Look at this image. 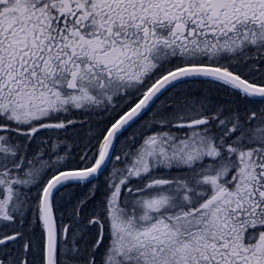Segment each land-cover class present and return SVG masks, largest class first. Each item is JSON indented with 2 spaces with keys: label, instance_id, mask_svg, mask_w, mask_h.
Masks as SVG:
<instances>
[{
  "label": "snow or ice",
  "instance_id": "1",
  "mask_svg": "<svg viewBox=\"0 0 264 264\" xmlns=\"http://www.w3.org/2000/svg\"><path fill=\"white\" fill-rule=\"evenodd\" d=\"M0 264H264V0H0Z\"/></svg>",
  "mask_w": 264,
  "mask_h": 264
}]
</instances>
